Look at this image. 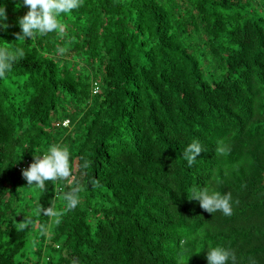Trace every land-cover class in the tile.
<instances>
[{
	"label": "trees",
	"instance_id": "trees-1",
	"mask_svg": "<svg viewBox=\"0 0 264 264\" xmlns=\"http://www.w3.org/2000/svg\"><path fill=\"white\" fill-rule=\"evenodd\" d=\"M18 3L0 0V49L24 53L0 77V264H207L218 245L264 264V0H81L24 40ZM52 144L72 174L21 196L16 165ZM197 185L231 192L232 215Z\"/></svg>",
	"mask_w": 264,
	"mask_h": 264
},
{
	"label": "clouds",
	"instance_id": "clouds-1",
	"mask_svg": "<svg viewBox=\"0 0 264 264\" xmlns=\"http://www.w3.org/2000/svg\"><path fill=\"white\" fill-rule=\"evenodd\" d=\"M21 6L26 7L27 12L17 21L20 29L17 39L24 40L25 38L32 39L37 33L43 36L62 27L58 23V17L62 13H70L78 9L81 6V0H22V4L18 3L17 8ZM6 19L5 7L0 4V29L7 27L4 23ZM57 51L63 53V49H58ZM23 55V50L20 48L15 49V55L10 54L6 49H0V77H3L11 70L12 63L17 57H22ZM203 151L204 149L198 140H194L188 144L182 153V159L186 162V166L191 167L196 161L195 158ZM217 151L220 154L226 155L230 149L221 141L219 142ZM30 161L29 159H25L15 167L16 172L23 176L29 187L42 188L47 181H59L72 174L70 153L61 144L49 145L46 152L33 155V162L31 163ZM236 162L238 160L232 163ZM21 165L25 166L22 171L18 170V167ZM79 191V187H74L71 191L63 194L67 210L77 207L79 203ZM232 199L231 192L222 193L210 190L207 187L200 188L197 185L191 189L189 200L198 202L199 207L209 214L221 212L224 216H231L233 213ZM36 212L56 218L55 222L59 223L61 213L51 206L43 207L42 205H38ZM24 226L21 224L22 228ZM200 252H193L191 255ZM191 255L187 257V260ZM205 258L207 264H237L235 251L223 245L210 246L205 251ZM250 264H255V260L250 258Z\"/></svg>",
	"mask_w": 264,
	"mask_h": 264
},
{
	"label": "rangeland",
	"instance_id": "rangeland-1",
	"mask_svg": "<svg viewBox=\"0 0 264 264\" xmlns=\"http://www.w3.org/2000/svg\"><path fill=\"white\" fill-rule=\"evenodd\" d=\"M31 163L33 162V160L30 161ZM35 183V182H33ZM14 186L16 188L17 192H20V195L23 197H27V195L32 191H36V189L39 188H33V187H29L27 184V181L23 178L22 175H20L19 173L15 174V178H14Z\"/></svg>",
	"mask_w": 264,
	"mask_h": 264
},
{
	"label": "built area",
	"instance_id": "built-area-1",
	"mask_svg": "<svg viewBox=\"0 0 264 264\" xmlns=\"http://www.w3.org/2000/svg\"><path fill=\"white\" fill-rule=\"evenodd\" d=\"M98 92V89H97V87L94 85V87H93V94H95V93H97ZM67 121L65 120V121H63V123H62V126H67ZM24 165H21L20 167H18V170H20V171H22V170H24Z\"/></svg>",
	"mask_w": 264,
	"mask_h": 264
}]
</instances>
